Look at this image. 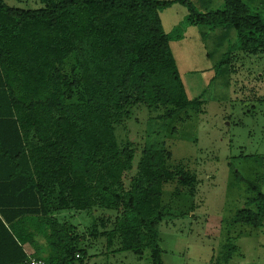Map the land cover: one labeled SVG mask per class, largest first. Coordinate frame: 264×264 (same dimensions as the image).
Wrapping results in <instances>:
<instances>
[{
	"label": "trees",
	"instance_id": "16d2710c",
	"mask_svg": "<svg viewBox=\"0 0 264 264\" xmlns=\"http://www.w3.org/2000/svg\"><path fill=\"white\" fill-rule=\"evenodd\" d=\"M36 1L43 8L0 0V264L28 255L81 261L83 235L59 216L94 209L106 225L91 227L92 239L113 252L148 251L150 264H161L163 186L175 178L192 186L194 176L170 168L164 143L143 147L133 170V144L116 136L135 106L162 110L155 119L163 122L201 110L199 97H187L159 13L180 3L189 25L220 28L219 44L256 54L264 53V0H223L217 9L213 0ZM248 191L231 223L261 226L264 194Z\"/></svg>",
	"mask_w": 264,
	"mask_h": 264
},
{
	"label": "rangeland",
	"instance_id": "374dc122",
	"mask_svg": "<svg viewBox=\"0 0 264 264\" xmlns=\"http://www.w3.org/2000/svg\"><path fill=\"white\" fill-rule=\"evenodd\" d=\"M213 1L210 9L223 4ZM4 2L20 9L43 8L36 0ZM159 14L187 97H199L201 110L187 108L163 122L155 119L162 110L135 106L117 126L116 136L120 144H133V170L143 147L164 143L171 153L170 168L182 167L194 176L192 186L176 178L163 186L165 217L157 226L161 264H264V224L231 223L236 211L248 205L250 185L264 194V53L247 54L229 49L225 41L219 44L222 29L189 25L187 8L180 3ZM220 61L223 74L217 67ZM100 212L60 213L84 238L76 248L86 249L85 256L75 264H150L148 251L141 257L113 252L115 246L107 247L104 238L89 236L91 227L100 231V224L106 225V214ZM26 251L32 249L27 246Z\"/></svg>",
	"mask_w": 264,
	"mask_h": 264
},
{
	"label": "built area",
	"instance_id": "2783aa9c",
	"mask_svg": "<svg viewBox=\"0 0 264 264\" xmlns=\"http://www.w3.org/2000/svg\"><path fill=\"white\" fill-rule=\"evenodd\" d=\"M23 264H48L42 259L32 257L30 255L27 256V259L24 261Z\"/></svg>",
	"mask_w": 264,
	"mask_h": 264
},
{
	"label": "crops",
	"instance_id": "0c3cea01",
	"mask_svg": "<svg viewBox=\"0 0 264 264\" xmlns=\"http://www.w3.org/2000/svg\"><path fill=\"white\" fill-rule=\"evenodd\" d=\"M76 245H78V243ZM31 253H32V251H31Z\"/></svg>",
	"mask_w": 264,
	"mask_h": 264
}]
</instances>
